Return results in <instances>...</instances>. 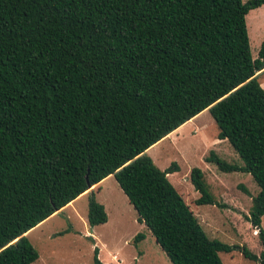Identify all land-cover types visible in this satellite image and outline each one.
Listing matches in <instances>:
<instances>
[{"label": "trees", "instance_id": "16d2710c", "mask_svg": "<svg viewBox=\"0 0 264 264\" xmlns=\"http://www.w3.org/2000/svg\"><path fill=\"white\" fill-rule=\"evenodd\" d=\"M263 4L0 0V264L38 260L27 232L86 191L89 223H106L90 188L109 175L173 264H225L220 252L237 247L264 264V40L254 57L247 23ZM205 109L244 164L215 151L206 160L260 186L249 214L260 255L209 237L145 154ZM191 179L196 204L222 205L201 168ZM92 264H107L98 247Z\"/></svg>", "mask_w": 264, "mask_h": 264}, {"label": "rangeland", "instance_id": "374dc122", "mask_svg": "<svg viewBox=\"0 0 264 264\" xmlns=\"http://www.w3.org/2000/svg\"><path fill=\"white\" fill-rule=\"evenodd\" d=\"M247 23L252 52L257 57L264 40V4L248 13ZM259 80L264 87V69ZM219 131L211 111L205 109L148 148L145 154L161 169L170 171V180L209 237L246 245L260 255L263 245L257 234L259 230L249 220L253 196L260 191V186L251 173L225 172L206 160L215 151L231 163L244 164L229 139L218 137ZM194 167L203 170L210 191L222 205L195 203L201 193L191 179ZM102 181L96 197L105 205L108 221L95 226L89 223V195L82 194L27 232L40 255L31 264H92L96 247L99 258L107 264H173L151 229L139 220L137 209L115 176L109 175ZM261 224L264 228V216ZM138 234L144 237L137 240ZM116 253L118 259L113 257ZM220 256L225 264H261L245 256L238 247L220 252Z\"/></svg>", "mask_w": 264, "mask_h": 264}, {"label": "crops", "instance_id": "0c3cea01", "mask_svg": "<svg viewBox=\"0 0 264 264\" xmlns=\"http://www.w3.org/2000/svg\"><path fill=\"white\" fill-rule=\"evenodd\" d=\"M193 118H194V117H193ZM102 182H103V181H101L100 183H98V184L95 185V187L93 188L95 192H96V189L98 188V186H99ZM91 189H92V187L90 188V190H91ZM84 195H89V192L86 191V193H85ZM81 196H82V195H81ZM92 235H94V234L92 233ZM115 255H116L117 258L114 257ZM115 255H113V257H114L115 259H118V258H119L118 254L116 253Z\"/></svg>", "mask_w": 264, "mask_h": 264}, {"label": "bare ground", "instance_id": "6f19581e", "mask_svg": "<svg viewBox=\"0 0 264 264\" xmlns=\"http://www.w3.org/2000/svg\"><path fill=\"white\" fill-rule=\"evenodd\" d=\"M194 119V118H193ZM73 202H71L70 204H72ZM32 230V229H31Z\"/></svg>", "mask_w": 264, "mask_h": 264}, {"label": "built area", "instance_id": "2783aa9c", "mask_svg": "<svg viewBox=\"0 0 264 264\" xmlns=\"http://www.w3.org/2000/svg\"><path fill=\"white\" fill-rule=\"evenodd\" d=\"M114 257L117 258L116 255Z\"/></svg>", "mask_w": 264, "mask_h": 264}]
</instances>
